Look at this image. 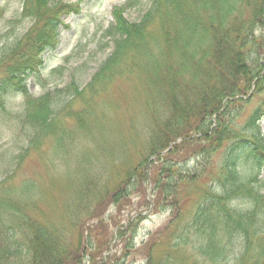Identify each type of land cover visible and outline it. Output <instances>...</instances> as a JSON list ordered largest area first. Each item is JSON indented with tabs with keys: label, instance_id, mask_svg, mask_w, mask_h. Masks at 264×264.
I'll return each instance as SVG.
<instances>
[{
	"label": "trees",
	"instance_id": "obj_1",
	"mask_svg": "<svg viewBox=\"0 0 264 264\" xmlns=\"http://www.w3.org/2000/svg\"><path fill=\"white\" fill-rule=\"evenodd\" d=\"M149 2L138 21L126 18L124 6L112 9L105 29L111 53L85 88L73 81L64 88L70 99L61 107L54 93L34 97L26 79L57 48L61 16L77 11L78 3L25 0L22 14L33 17L34 25L3 51L0 64V95L24 97L18 122L29 130L16 158L21 162L39 154L50 141L64 174L77 172V179L62 208L69 215L66 228L36 207V181L13 184L11 174L0 181V264H125L132 244L125 243L117 256L110 243L125 238L135 223L117 227L112 240L113 219L106 213L130 205L134 190L144 207L136 221L150 209L175 211L186 200L193 202L180 242L163 244L167 252L188 245L204 264H264V0ZM138 74L146 84L148 119L139 128L130 122L134 137L117 148H109L104 138L97 153L73 148L62 119L78 115L82 123L86 104L117 78ZM76 101L83 107L72 113L68 108ZM0 110H5L3 97ZM122 127L116 130L121 135ZM129 148L134 149L131 161ZM115 174L123 178L112 185ZM30 209L37 214L30 215ZM157 236L145 264H160L152 255Z\"/></svg>",
	"mask_w": 264,
	"mask_h": 264
},
{
	"label": "rangeland",
	"instance_id": "obj_2",
	"mask_svg": "<svg viewBox=\"0 0 264 264\" xmlns=\"http://www.w3.org/2000/svg\"><path fill=\"white\" fill-rule=\"evenodd\" d=\"M51 1L79 3V6L77 11L61 16L57 48L44 55L40 70L27 78L26 84L34 97L46 92L59 95L57 99L62 102L61 107H63L64 102L70 99V93L64 88L72 81L80 89L85 88L112 51V40L105 35V29L111 22L112 8L116 5L124 6L126 18L130 21H138L149 9L150 2L149 0ZM24 2L25 0H0V64L3 51L7 52L34 25L33 17L22 14ZM3 68L4 66L1 65L0 77L3 75ZM139 76V74L121 76L114 80L96 101L92 100L84 106L80 114H83L82 123L78 115L62 119L63 125L71 132V136L73 135V148L78 151V147L81 146L83 152L97 153L98 146L104 138L109 148H117L119 147L117 144L123 147L125 139L134 137L129 130L130 122L133 121L139 128L148 119L145 107L146 84L143 77L139 79ZM0 97H3L5 106L4 111L0 110V181L10 174L13 184L28 180L36 181L39 190V196L35 199L36 207L48 221L66 228L69 215L65 216L62 208L74 195L75 180L73 179H77V172L73 176L64 174L62 163H59L50 141L43 143L39 154L32 153L24 161L18 162L16 156L26 143L29 130L18 122V115L23 110L24 97L18 92L2 94ZM82 107L83 104L76 101L68 109L74 113ZM87 126L93 130L85 133ZM120 127H122V135L116 132ZM260 128L264 137V116L260 121ZM102 129H107L110 136L104 134ZM142 143L141 138L139 144ZM133 150L129 148L127 152L130 161L134 157ZM77 160L80 162L79 157ZM103 160L104 158L102 163ZM195 162L193 157L189 165L193 166ZM83 175L80 174L81 182ZM122 178L123 175L115 174L111 176L110 182L116 185ZM261 178L264 180V168ZM150 189L149 187L148 197L151 196ZM133 192L131 204L124 206L120 213H116L111 207L107 210L106 218L113 219L109 221L112 240L117 227L127 225L128 221L135 223L132 230L126 233L125 238L120 239L116 236V239L110 243L112 254L120 255L124 244L129 242L133 247L127 252L129 254L125 264H145L146 251L152 237L155 238L163 231L157 236L156 244L152 248V255L160 264L161 262L168 264L167 255L171 258V264H204L202 257L191 255L188 245H180L171 253L163 247V244L180 242L177 237L190 223L193 202L186 200L175 211L150 209L141 214L142 219L136 221L135 214L144 207L141 205L142 195L136 190ZM29 214L33 216L37 212L30 209ZM171 235L173 237L167 243L168 236ZM73 238L72 234L70 239Z\"/></svg>",
	"mask_w": 264,
	"mask_h": 264
}]
</instances>
